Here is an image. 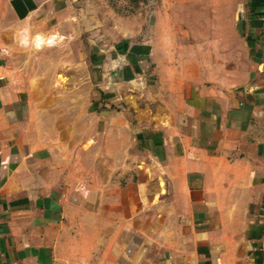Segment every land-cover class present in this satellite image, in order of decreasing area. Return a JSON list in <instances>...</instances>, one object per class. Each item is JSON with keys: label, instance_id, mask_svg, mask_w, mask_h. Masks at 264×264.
I'll return each instance as SVG.
<instances>
[{"label": "crops", "instance_id": "obj_1", "mask_svg": "<svg viewBox=\"0 0 264 264\" xmlns=\"http://www.w3.org/2000/svg\"><path fill=\"white\" fill-rule=\"evenodd\" d=\"M25 1L11 8L28 26ZM205 9L211 34L175 19L88 51L98 100L122 109L91 114L102 129L82 145L79 114L37 101L0 44V264H264V0ZM225 9L235 87L212 75Z\"/></svg>", "mask_w": 264, "mask_h": 264}, {"label": "rangeland", "instance_id": "obj_2", "mask_svg": "<svg viewBox=\"0 0 264 264\" xmlns=\"http://www.w3.org/2000/svg\"><path fill=\"white\" fill-rule=\"evenodd\" d=\"M210 1L26 0L30 10L38 7L39 12L35 22L24 26L11 8L13 0H0V44L7 52L10 67L22 83L31 85L29 91L37 101L62 118L79 114V141L87 144L93 139L89 135L94 129L97 140L102 129L89 116L104 118L108 114L103 111L122 109L119 103L110 105L98 100L88 51L113 43L127 32H137L141 40L155 24L165 33L167 28L176 27L168 24L175 19H181L183 29L194 35L211 34L213 26L204 24L212 15L205 9ZM40 17L46 18L43 34L35 32ZM232 17V11L225 9L223 72L212 75L235 87L243 76V58L234 39Z\"/></svg>", "mask_w": 264, "mask_h": 264}, {"label": "water", "instance_id": "obj_3", "mask_svg": "<svg viewBox=\"0 0 264 264\" xmlns=\"http://www.w3.org/2000/svg\"><path fill=\"white\" fill-rule=\"evenodd\" d=\"M150 23H151V24L153 23V20H152V19L150 20Z\"/></svg>", "mask_w": 264, "mask_h": 264}]
</instances>
